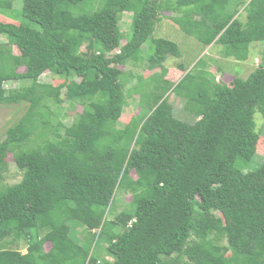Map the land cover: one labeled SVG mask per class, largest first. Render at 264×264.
I'll return each mask as SVG.
<instances>
[{
  "label": "trees",
  "instance_id": "trees-1",
  "mask_svg": "<svg viewBox=\"0 0 264 264\" xmlns=\"http://www.w3.org/2000/svg\"><path fill=\"white\" fill-rule=\"evenodd\" d=\"M19 1L0 0V105H25L0 140V264H264V0ZM162 16L237 62L261 42V62L245 78L217 69L228 83L198 62L167 79L178 44L153 38L146 60L141 49ZM46 71L58 81L42 82ZM9 153L21 178L3 184ZM120 187L131 199L108 219Z\"/></svg>",
  "mask_w": 264,
  "mask_h": 264
},
{
  "label": "rangeland",
  "instance_id": "rangeland-1",
  "mask_svg": "<svg viewBox=\"0 0 264 264\" xmlns=\"http://www.w3.org/2000/svg\"><path fill=\"white\" fill-rule=\"evenodd\" d=\"M172 2V1H168ZM21 5L19 0H16L14 2L13 7L19 8ZM243 6H239L238 14L240 13L239 19L242 21H246V13L242 10ZM169 12V11H168ZM15 14V13H14ZM164 14V13H162ZM131 13L125 12L122 15V19L120 22L121 25V31H127L130 21H131ZM165 16H162V19L156 23L153 33L150 35L148 40L142 44V55L146 60V57L150 56L153 53V46L151 40L153 38H166L171 41H174L178 44L181 55L179 57L168 55L165 59L163 65L167 68V73L165 75V78L170 79L172 81H177L182 75L183 71H181L177 64H181V66H185L186 69H190L194 64L197 62V68H206L208 71L215 73L216 80L220 81L223 78L222 73L220 71H217V69H220L221 72H227V73H236L239 77L245 78L249 72H251L260 62H261V50L263 48V44L261 42H255L252 44L250 50H249V57L246 61H240V62H233V59L231 57L228 58V56L224 55V50H226L225 45L223 44H215L212 46L211 49H206V52H202V50L205 48L203 44H201L195 37L193 32H185L182 30V28L176 24L172 19L169 17L164 18ZM3 21H9L7 18L2 17ZM131 32V31H130ZM129 32V34H130ZM84 49V47H82ZM12 51L14 54L18 55L19 50L16 46L12 47ZM202 52V53H201ZM256 55V56H255ZM225 57H227L225 59ZM146 64V63H145ZM145 64L142 66H133L131 64L127 65H119V67L126 71H131L133 74H140L143 76L142 78L144 80L148 79V75L152 73V70L145 67ZM195 66V65H194ZM196 66L194 67V69ZM42 82H52V81H58L57 77L53 78V75H51L50 72L46 71L44 72L41 77L39 78ZM226 80V83L230 82L232 80V76H226L224 75V78ZM39 80V81H40ZM134 80H129L126 82L125 89H128L134 84ZM18 82L17 81H7L4 84V88L6 90L17 87ZM153 83L149 85L148 87L151 88L147 93H150L154 88L152 87ZM127 91V90H126ZM156 92V90H153ZM127 93V92H126ZM150 95V94H147ZM63 99L64 96H63ZM138 100V94H135L133 97L128 96L127 101L128 103L124 107V112L121 115V119L124 121H128L130 117L138 113V106L136 104V101ZM169 100L172 103L174 107V114L177 118L181 120H185L188 122H193L195 118L187 113L184 110V100L180 97L176 96L173 93L169 94ZM68 102L67 100H64L62 105L67 106ZM25 110L24 104H13V105H0V140H2L5 136V130L6 128L12 124L15 120H17L21 114ZM78 111H81L82 108L79 106L77 108ZM70 117H66L62 119V123L67 124L70 121ZM254 120L256 121V129L261 132L260 137L264 139V118L259 112L254 113ZM259 148V153L263 155L264 148ZM259 156H256L254 158L255 161H257ZM262 161V159H261ZM6 166L7 168L3 170V184H12L15 182H18L21 178V171L18 170V168L15 165V162L13 161L12 154H7L5 158ZM135 176V174H132ZM128 194V193H126ZM123 188H118L116 193L114 194L113 201L110 205L109 213L107 214V218L111 219L113 218L114 214L118 213L119 210L124 208L125 202L130 201L131 197L130 195H126ZM74 222V221H73ZM76 223V222H74ZM76 226H73V223L71 222V235L73 236H80V229L81 227L78 226V223H76ZM73 226V227H72ZM96 239L92 240V247L95 245ZM101 241H99L96 245V251L101 246ZM45 247H48V244L45 245ZM25 251V248L23 249ZM107 259H110L107 257Z\"/></svg>",
  "mask_w": 264,
  "mask_h": 264
},
{
  "label": "crops",
  "instance_id": "crops-1",
  "mask_svg": "<svg viewBox=\"0 0 264 264\" xmlns=\"http://www.w3.org/2000/svg\"><path fill=\"white\" fill-rule=\"evenodd\" d=\"M215 44H217V43H211V44H209V45H208V46H207L202 52L205 53V52H206V49H211L212 46L215 45ZM202 52H201V53H202ZM225 59H226V58H225ZM233 62H236V61L233 60ZM206 70H208V69H206ZM185 72H186V70L183 71V75L185 74ZM183 75H182V76H183ZM182 76H181V77H182ZM181 77H180V78H181ZM180 78H179V79H180ZM179 79H178V80H179ZM178 80H177V81H178ZM177 81H175V82H177Z\"/></svg>",
  "mask_w": 264,
  "mask_h": 264
}]
</instances>
